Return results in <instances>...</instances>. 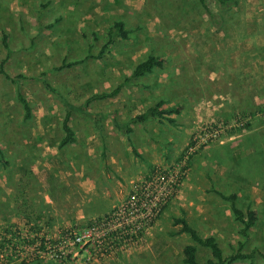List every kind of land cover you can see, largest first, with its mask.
I'll list each match as a JSON object with an SVG mask.
<instances>
[{"label": "rangeland", "instance_id": "rangeland-1", "mask_svg": "<svg viewBox=\"0 0 264 264\" xmlns=\"http://www.w3.org/2000/svg\"><path fill=\"white\" fill-rule=\"evenodd\" d=\"M114 20L129 37L99 55ZM3 34L0 264H182L192 241L173 224L180 216L216 236L226 257L250 255L232 264H264V0H238L220 29L198 0H0V61ZM150 54L163 66L125 81ZM118 84L117 95L95 97ZM159 100L182 106L173 123L132 122ZM66 115L76 141L60 147ZM137 187L155 201L171 192L136 244L99 257L86 227ZM219 191L257 209L247 239ZM198 249L205 263L210 252Z\"/></svg>", "mask_w": 264, "mask_h": 264}, {"label": "trees", "instance_id": "trees-1", "mask_svg": "<svg viewBox=\"0 0 264 264\" xmlns=\"http://www.w3.org/2000/svg\"><path fill=\"white\" fill-rule=\"evenodd\" d=\"M214 2L216 9L213 10L209 3ZM200 10L206 16L209 24L216 28L220 29L224 23V12L232 8L233 6L238 4V0H198ZM129 37V30L125 27V23L123 20H114L111 26L108 29L106 41L102 45V48L99 52V55L105 50V48L115 42L117 38L127 39ZM2 44L7 50L6 56L0 61V74H4L8 77V74L4 70V63L9 57V45L7 42V35H2ZM98 55V56H99ZM78 62V61H77ZM65 63L63 62L61 66L58 68H63L65 66H71L74 63ZM163 59L158 57L157 55L150 54L145 59L139 61L133 71L131 72L129 77L125 78V81H129L132 78L143 77L148 73H151L155 67L163 66ZM44 85L49 89L50 85L44 81ZM122 84H118L114 89L109 92H102L99 94H95L97 98H108L117 95L120 92ZM17 99L22 104L25 115L29 116L31 114V106L29 101L23 96V94L17 90ZM163 101L159 100L152 107L148 108L145 112L137 114L134 118H132V122H143L148 118H156L160 121L165 119L166 121L173 123L174 117H171V114H178L181 111V105H173L166 108L162 107ZM125 125L117 124L118 128H122ZM61 127L63 131V136L60 140L59 146L64 147L69 143H73L76 141V136L74 130L69 124V116H65L61 122ZM126 133L131 132V128L126 127L124 129ZM137 156H140L136 150H134ZM7 158L5 152L0 147V162L4 165H7ZM218 196L228 202L229 209L233 215L235 221H237L241 226L238 230L239 234L247 239L248 232L251 228L256 224L258 218V211L255 208L247 207L246 210H243L237 203L238 194L236 192H231L228 194L218 192ZM173 224L179 225L178 233H186L191 239V243L185 244L182 248V264H232L235 260L238 259H246L249 258L250 255L243 252H236L234 254L226 257L223 253V249L219 244V241L216 236L201 235L198 230L191 225L188 220L184 216L174 217ZM239 248H242L244 245L243 241H238ZM203 247L209 250L210 257L206 258L205 263H201L199 261L198 247Z\"/></svg>", "mask_w": 264, "mask_h": 264}, {"label": "built area", "instance_id": "built-area-1", "mask_svg": "<svg viewBox=\"0 0 264 264\" xmlns=\"http://www.w3.org/2000/svg\"><path fill=\"white\" fill-rule=\"evenodd\" d=\"M170 192V188L167 187L160 191V194L156 192L155 195L160 196L155 201V199H147V191L135 188L128 203L124 205L126 207H116L112 214L105 215L86 227L84 235L87 236V239L85 243L87 242L94 253L102 258L114 253L117 249L127 246L130 248L136 244L143 226L154 220ZM81 236L82 234L75 237V240L79 241L83 238Z\"/></svg>", "mask_w": 264, "mask_h": 264}, {"label": "crops", "instance_id": "crops-1", "mask_svg": "<svg viewBox=\"0 0 264 264\" xmlns=\"http://www.w3.org/2000/svg\"><path fill=\"white\" fill-rule=\"evenodd\" d=\"M5 64V63H4ZM4 70H5V67H4ZM71 126V125H70ZM72 127V126H71ZM73 129V128H72ZM76 136V135H75ZM2 148V147H1ZM2 185L4 186V189L6 190V193L9 194L11 192V189L9 187L6 186V178H5V181L2 183ZM5 196V197H4ZM4 196L3 198H7V195L4 193ZM10 264H18L17 262H12ZM33 264V263H31Z\"/></svg>", "mask_w": 264, "mask_h": 264}]
</instances>
